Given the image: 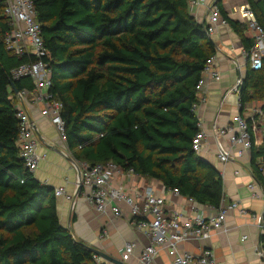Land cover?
<instances>
[{"label": "trees", "instance_id": "16d2710c", "mask_svg": "<svg viewBox=\"0 0 264 264\" xmlns=\"http://www.w3.org/2000/svg\"><path fill=\"white\" fill-rule=\"evenodd\" d=\"M220 1L249 53L246 24ZM246 1L264 24V0ZM33 2L52 70L49 93L63 105L73 157L89 166L112 162L219 209L222 174L192 145L199 131L196 86L216 45L190 0ZM4 10L0 0V264H98L91 247L61 223L55 189L20 156L16 91L30 92L34 82L14 79L12 70L35 57L8 50L13 25ZM256 99L264 101V60L260 70L249 67L240 88L242 107ZM251 150L253 174L264 186V141L255 146L252 136Z\"/></svg>", "mask_w": 264, "mask_h": 264}, {"label": "crops", "instance_id": "0c3cea01", "mask_svg": "<svg viewBox=\"0 0 264 264\" xmlns=\"http://www.w3.org/2000/svg\"><path fill=\"white\" fill-rule=\"evenodd\" d=\"M211 1L218 2L201 0L199 4L190 5L193 15L205 25L208 24ZM244 5H249L246 0L220 1V6L228 15L242 23L245 22L237 11ZM221 17L223 20L224 17ZM244 34L253 40L252 33L247 28ZM210 38L218 49L214 64L221 79L207 77L204 90L208 97L207 102L195 108L199 129L206 134V146L198 154L211 162L222 174L225 192L222 204L237 201L239 208L228 212L225 229L209 239L193 238L185 241L179 249L181 253L187 251L193 254H200L202 249H209L213 252L217 264H264V256L259 254V250L264 253V186L253 174L252 150H243L240 153L242 146L239 144L233 149L234 157L228 162H222L217 155L214 132V127L226 126L231 122L233 115L242 114L248 119H253L251 124L253 142L255 146L261 145L264 141V101L253 100L242 107L240 90L232 91L240 79L245 80L251 67L241 36L228 22H221ZM31 97L32 93L27 94L19 105L29 110L36 125L37 152L42 158L33 175L43 184L54 189L64 188L67 194L75 197L73 201L67 199L65 195H57L61 223L69 229L76 240L103 251L123 264H143L140 255L150 244V238L144 230L138 228L130 206L126 202H120L118 205L122 213L118 217L113 214L111 208H107L105 212L96 209L88 197L89 190L78 183L80 170L70 159L67 143L61 139L51 120L41 114L42 105L30 104ZM256 101H259L258 106L254 104ZM225 144L229 145L227 141ZM262 167L264 176V166ZM236 170L239 173H236ZM111 176V185L123 186L132 197L147 186L153 187L157 195L165 198L168 213L178 211L190 216L194 212V207L211 213L217 210L209 205L191 202L188 197L177 194L173 189L166 190L158 180L132 171H123L118 167L112 171ZM112 205L116 203L113 202ZM244 236L247 238L243 239ZM128 241L135 242L136 248L133 255L128 260H124L123 247ZM103 262L114 264L101 257L98 264ZM171 263V257L163 250L151 264Z\"/></svg>", "mask_w": 264, "mask_h": 264}, {"label": "built area", "instance_id": "2783aa9c", "mask_svg": "<svg viewBox=\"0 0 264 264\" xmlns=\"http://www.w3.org/2000/svg\"><path fill=\"white\" fill-rule=\"evenodd\" d=\"M2 1L5 2V14L11 19L13 25L12 32L6 37L8 50L18 55L28 54L30 57H35L34 60L30 59L12 70L14 79L30 77L34 82L32 91L18 92L19 102L23 101L27 94L32 93L30 104L32 106L42 105L41 114L51 120L61 139L67 142L65 121L61 116L63 105L49 93L52 70L47 59L49 54L41 33V24L36 19L35 4L33 0ZM200 2L201 0H190L191 5ZM237 12L240 13L247 29L253 36V46L248 53L251 68L255 71L260 70L264 60V24L258 21L250 5L242 6ZM221 16L219 7L214 1H211L209 20L206 25L209 37L216 31L221 22L227 23L225 19L221 20ZM217 50L216 47V53L207 59L201 79L196 86L198 97L195 108L207 102L208 97L204 91L207 77L210 76L215 80L221 79V75L214 64L217 58ZM242 84L243 81L240 79L232 91L239 92ZM258 112L262 113L261 110ZM17 117L20 126L18 138L20 156L28 170L34 173L42 158L37 152L36 125L26 107L18 105ZM214 132L217 155L222 162H228L234 157L233 149L235 146L239 144L242 146L240 153L252 147L251 126L248 118L242 114L233 115L231 122L226 126L214 127ZM225 141L229 145H226ZM192 145L197 153L205 148L206 134L203 130L199 129L195 134ZM69 155L80 170L78 183L89 190L88 197L98 211L105 212L107 208H111L113 214L118 217L122 213L118 205L120 202H126L130 206L138 228L144 230L150 238V244L143 249L140 255L143 264L153 263L157 255L163 250L171 257V264H217L213 252L209 249H202L200 254H193L187 251L181 253L179 247L183 242L193 238L198 240L209 239L220 230L225 229L228 212L231 209L239 208L237 201L223 203L215 213L204 212L196 207L193 208L194 212L190 216L178 211L168 213L165 198L157 195L151 186L145 187L143 191H138L135 197L130 196L123 186L113 187L111 185L112 171L118 168L114 163L89 166L86 163L78 162L71 151ZM236 173L239 171L236 170ZM173 190L180 194L178 189ZM55 194L56 196L65 195L69 200L74 201L75 199L72 194H67L64 188H56ZM188 199L194 202L193 198ZM113 202L116 205H112ZM245 238L247 236L243 237V239ZM135 248V242H126L122 252L123 259L128 260L133 255ZM259 254L264 256L262 250H259ZM94 258L99 263L101 257L94 254Z\"/></svg>", "mask_w": 264, "mask_h": 264}, {"label": "water", "instance_id": "95a60500", "mask_svg": "<svg viewBox=\"0 0 264 264\" xmlns=\"http://www.w3.org/2000/svg\"><path fill=\"white\" fill-rule=\"evenodd\" d=\"M217 1H219V0H217ZM11 84L14 85L13 81L11 82ZM16 92L18 93L19 91L17 90ZM70 159L73 160L72 157H71ZM79 176H80V175H79ZM79 185L81 186V184H79ZM91 250H92L95 254L99 255V256L102 257V258H104L106 261H110V262H112V263H114V264H123V263L120 262L118 259H116V258H114V257H112V256H110V255H108V254H106V253H104V252L101 251V250H98V249H96V248H92V247H91Z\"/></svg>", "mask_w": 264, "mask_h": 264}, {"label": "rangeland", "instance_id": "374dc122", "mask_svg": "<svg viewBox=\"0 0 264 264\" xmlns=\"http://www.w3.org/2000/svg\"><path fill=\"white\" fill-rule=\"evenodd\" d=\"M257 100V99H256ZM254 104L256 105V106H258V104H259V101H256V102H254Z\"/></svg>", "mask_w": 264, "mask_h": 264}]
</instances>
